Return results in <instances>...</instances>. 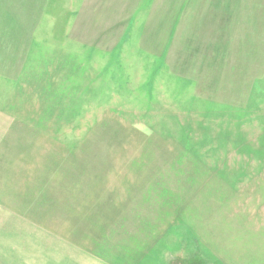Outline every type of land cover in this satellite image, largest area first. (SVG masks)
<instances>
[{
    "label": "rangeland",
    "instance_id": "obj_1",
    "mask_svg": "<svg viewBox=\"0 0 264 264\" xmlns=\"http://www.w3.org/2000/svg\"><path fill=\"white\" fill-rule=\"evenodd\" d=\"M49 1L35 34L37 19L0 0V230L100 259L112 247L128 264H264V0H224L214 29L198 18L211 3L193 2L160 59L129 31L64 35L77 0ZM68 154L59 178L94 159L115 205L119 225L96 226L97 243L61 242V205L34 184L45 161L56 186Z\"/></svg>",
    "mask_w": 264,
    "mask_h": 264
},
{
    "label": "crops",
    "instance_id": "obj_2",
    "mask_svg": "<svg viewBox=\"0 0 264 264\" xmlns=\"http://www.w3.org/2000/svg\"><path fill=\"white\" fill-rule=\"evenodd\" d=\"M199 1L201 0H77L76 8L72 12V21L68 26L69 31L65 30L63 34L120 36L126 35L128 31L132 34H141L143 37L140 50L151 55L152 58L160 59L161 51L164 52L167 49L171 39V44H174V40L180 35L182 27L191 29V20L195 19L194 16L198 17L200 7L193 9L190 6L193 2L197 4ZM202 1H205L206 4L210 2L211 5L210 10L207 5H201L199 20L203 21L207 15L205 18L212 19L209 25L213 29L218 20H220L223 28L226 18L224 0ZM12 2L11 8L14 18L38 20L35 34L37 28L40 27L38 25H41L42 22L45 21L48 25L52 24L53 15L51 16L47 12V7L50 5L49 0H17V6H15L14 0ZM182 2L187 3L190 8L182 5ZM134 12L140 15L137 28H142V31L133 30ZM118 44L119 42L113 39L103 47L94 46V49L112 51L116 49ZM66 156H61L56 161L61 164L63 162L68 164L70 156ZM78 158L79 156H76L77 160ZM85 162L88 165H85ZM43 163L46 165L41 167L43 175L39 181L45 179L51 182L46 183L45 187L52 186L53 191H58L61 190V187L58 186L59 183L66 181L64 179L66 176L69 180L68 188L61 191L62 196L56 202L60 203L62 211L59 225L66 230L64 232L62 230L64 239H61V242L68 244L97 243L99 237L102 238V236H93L92 234L95 233L96 226L99 232L102 225L109 227L105 234H107L106 237L110 236V226L119 224L115 222L117 218H111V212L107 210L110 207L111 211L115 212V205H111L108 201V207L103 206L99 180L95 175L94 159L89 158L85 161L81 159L80 165L73 166L76 173L73 175L65 174L64 178L62 176L57 179L56 186L52 185V171L48 166L49 164L52 168L51 164L45 161ZM55 170L56 176L60 177V171ZM39 181L37 185L41 184ZM57 195L55 194V196ZM36 209L41 210L38 207ZM97 222L99 225H96ZM36 232L37 230H33L32 232L28 231V233L25 232L24 235H19L14 230L8 234L0 230V264H128L129 262L127 259L120 262L123 256L109 250L112 247H108L107 256L101 257V259L81 248H70V252L53 250L52 246H47L42 242L43 237H39ZM37 239L41 240L39 244ZM250 255L260 256L261 254L252 251Z\"/></svg>",
    "mask_w": 264,
    "mask_h": 264
},
{
    "label": "trees",
    "instance_id": "obj_3",
    "mask_svg": "<svg viewBox=\"0 0 264 264\" xmlns=\"http://www.w3.org/2000/svg\"><path fill=\"white\" fill-rule=\"evenodd\" d=\"M69 156H70V154H69ZM76 157H74V158H70L69 157V161H70V159H75ZM59 163V166L58 167H56V169H60L62 166H64V163L65 162H63L62 164L60 163V162H58ZM72 163V162H71ZM52 166H53V168L56 166V164L55 163H52ZM68 166H70V164H69V162H68ZM69 168H71V167H68V170H67V175H73V174H75L74 173V171L72 170L71 172L69 171ZM52 171V170H51ZM56 171V170H55ZM53 172V171H52ZM59 174V173H58ZM56 173H55V175H54V178L55 179H60L58 176H56ZM53 177V176H52ZM63 178H64V176H63ZM37 179L39 180V178L37 177ZM65 179V178H64ZM37 182L38 181H35V185L37 186ZM41 184H45L43 181H39ZM50 182V181H49ZM51 183V182H50ZM58 186H60L61 187V190H58V192L59 193H53L51 190H53V187L51 186V187H45L44 186V190L45 191H43L44 192V194H45V196H46V202L45 203H52L53 205H60V203H56V202H58L59 201V199H60V197L62 196V193H61V191H63L64 189H66L67 187H68V181H64L63 183H59V185ZM50 194H52L53 196H52V198L51 199H49L48 198V195H50ZM55 194H58L57 196H55Z\"/></svg>",
    "mask_w": 264,
    "mask_h": 264
}]
</instances>
